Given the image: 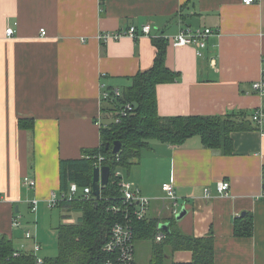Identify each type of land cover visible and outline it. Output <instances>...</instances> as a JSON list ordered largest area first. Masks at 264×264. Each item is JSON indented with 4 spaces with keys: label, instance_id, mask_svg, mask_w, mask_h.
<instances>
[{
    "label": "crops",
    "instance_id": "obj_1",
    "mask_svg": "<svg viewBox=\"0 0 264 264\" xmlns=\"http://www.w3.org/2000/svg\"><path fill=\"white\" fill-rule=\"evenodd\" d=\"M145 24L150 36L97 39ZM186 28L214 32L201 57L193 46H172L170 39ZM153 38L166 40L165 65L176 74L156 87L159 116L242 113L251 128L231 133L229 155L204 148L198 137L178 147L151 139L135 164L116 171L150 199L144 219L154 220L158 231L174 223L187 236L211 234L214 264H264V136L249 120L264 109V98L251 88L263 67L264 0H0V237L14 250L32 254L37 243L35 254L43 251L36 222L45 217L50 194L59 193L60 162L99 147L100 126L115 112L112 94L122 95L134 75L152 66ZM21 121L32 127L21 128ZM171 181L177 204L161 189ZM222 181L229 184L225 195L216 191ZM62 210L63 223L81 216ZM246 217L251 234L236 236L235 223ZM150 246L134 243V256L143 251L149 261ZM171 260L188 263L191 253L177 251Z\"/></svg>",
    "mask_w": 264,
    "mask_h": 264
},
{
    "label": "trees",
    "instance_id": "obj_2",
    "mask_svg": "<svg viewBox=\"0 0 264 264\" xmlns=\"http://www.w3.org/2000/svg\"><path fill=\"white\" fill-rule=\"evenodd\" d=\"M152 45L156 56L152 66L132 77L131 86L124 89L120 97L115 98L114 114L111 121L100 126V145L93 150L83 151V156L75 160L60 162L59 193L66 194L70 184L79 189H91L92 170L94 163L101 157V166H108L111 174L109 183L101 189L100 198L95 203L92 189L89 199L82 198L80 193L73 199H61L58 208L68 212L80 213L74 223H61L57 228L58 256L43 260L42 264H116V259L103 251V246L110 237L112 227L116 223L126 221L123 212L113 211L120 207V178L114 173L120 168L128 169L135 164L141 151L148 146L151 139L172 146H181L186 140L198 137L204 148L218 150L229 155L232 150L230 135L251 128L244 114L227 116H178L161 117L157 113L156 87L172 83L176 74L165 65L166 40L153 38ZM132 109L126 116L118 113L125 105ZM119 117L117 123L115 119ZM30 124V125H29ZM21 121V128H31V123ZM115 141L121 143L120 151L111 153ZM109 146L106 149V146ZM95 158V159H93ZM239 221V220H238ZM133 234V242L148 241L151 243V258L148 264H214L213 236L195 238L182 234L174 223L165 232V239L155 240L160 233L154 220L128 219ZM237 223V222H236ZM234 225L236 236L248 237L251 234V220L246 217L242 224ZM189 251L191 261L176 263L171 260L173 253ZM19 252L18 256H14ZM0 264H36L31 253L13 249L11 241L0 237Z\"/></svg>",
    "mask_w": 264,
    "mask_h": 264
},
{
    "label": "built area",
    "instance_id": "obj_3",
    "mask_svg": "<svg viewBox=\"0 0 264 264\" xmlns=\"http://www.w3.org/2000/svg\"><path fill=\"white\" fill-rule=\"evenodd\" d=\"M256 0H242V4L251 5L255 3ZM41 35H45L44 30H40ZM6 36H13V29H6ZM214 32L209 28L204 29H196L190 30L188 28L182 29L177 35L170 39L172 46L174 47H184V46H193L196 48V55L201 57L203 55V50L206 48L207 38L212 35ZM151 35V27L148 24L141 26L140 28H136L135 26H130L126 30H119L116 32H103L98 34L97 39L100 43L104 44L108 41H117L123 36H128L133 39H137L141 36H150ZM262 70L260 74V78L254 81L251 85V88L255 94L259 97L264 98V58H262ZM112 96L120 97V93L118 91H114ZM109 97V95L105 94L104 98ZM132 107L127 104L125 107L119 111V117L126 116L128 112H130ZM119 117L115 119V123L118 122ZM249 120L254 124V126L258 129L261 136H264V109L258 108L254 110ZM102 158L99 157L97 162L94 163V167H101ZM115 177L120 178L119 188L120 194L122 198L120 207H113V211L123 212L124 218L126 221L123 223H116L110 232V237L103 246V251L110 254L116 259V264H135V256H134V242H133V234L131 230L130 222H127L128 219H136L143 220L145 218L146 209L150 203V199L143 196L140 191L134 187L130 182L121 181V175L118 171L114 173ZM24 182L31 188L35 187V182L30 178H24ZM261 183L264 186V170L261 174ZM162 191L165 195L172 200L174 204H177V198L175 196V191L173 188L172 181L169 183H165L161 187ZM229 189V184L227 182H219L216 185V191L219 195L227 194ZM82 198L89 199L91 189L89 187H84L82 190L76 186V184H70L69 189L66 194H61L52 192L48 198V205L50 208L57 207L59 201L61 199H73L74 196L79 194ZM37 209V201L34 200L30 202V210L32 213L36 212ZM13 226H19V222L17 220L13 221ZM24 238L27 240L31 239V233L26 231L24 233ZM165 239L164 232H160L155 240L157 242H161ZM40 246L35 243L33 246V253L35 257L36 264H42L43 260L37 258L35 255L38 252ZM21 252V251H20ZM19 252H15L14 256H18ZM106 264H111L110 261L106 262Z\"/></svg>",
    "mask_w": 264,
    "mask_h": 264
},
{
    "label": "rangeland",
    "instance_id": "obj_4",
    "mask_svg": "<svg viewBox=\"0 0 264 264\" xmlns=\"http://www.w3.org/2000/svg\"><path fill=\"white\" fill-rule=\"evenodd\" d=\"M62 212H63L62 209L58 207L50 208L48 205L45 210V217H41L39 220H37L36 233H37V237L39 238L38 242L43 247V251L36 254L37 258H41L42 260H47L58 256L57 228L60 223H63V219H61V215L63 216L65 214H63ZM32 254L34 255L33 252ZM145 256L146 255L143 253V251H139V252L137 251L135 255L136 264H148L149 263L148 258Z\"/></svg>",
    "mask_w": 264,
    "mask_h": 264
},
{
    "label": "water",
    "instance_id": "obj_5",
    "mask_svg": "<svg viewBox=\"0 0 264 264\" xmlns=\"http://www.w3.org/2000/svg\"><path fill=\"white\" fill-rule=\"evenodd\" d=\"M109 146H106L108 149ZM121 149V143L119 141H115L111 148V153L116 155ZM110 168L108 166H101V167H94L92 170V181H91V189H92V196L95 199V203L100 198L101 189L105 187L109 183L110 179ZM184 215V211L181 210L175 218L179 220Z\"/></svg>",
    "mask_w": 264,
    "mask_h": 264
}]
</instances>
